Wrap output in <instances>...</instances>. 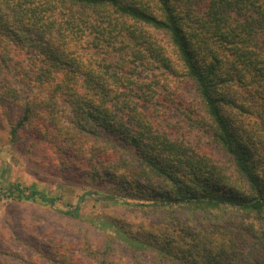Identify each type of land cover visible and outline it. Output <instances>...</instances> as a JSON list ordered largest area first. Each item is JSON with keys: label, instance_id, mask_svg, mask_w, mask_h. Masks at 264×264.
<instances>
[{"label": "trees", "instance_id": "16d2710c", "mask_svg": "<svg viewBox=\"0 0 264 264\" xmlns=\"http://www.w3.org/2000/svg\"><path fill=\"white\" fill-rule=\"evenodd\" d=\"M186 88L230 173L199 148ZM0 102L20 114L13 133L33 125L96 184L87 195L241 219L180 243L89 222L102 242L60 239L49 264H264V0H0ZM7 196L55 203L35 185Z\"/></svg>", "mask_w": 264, "mask_h": 264}, {"label": "rangeland", "instance_id": "374dc122", "mask_svg": "<svg viewBox=\"0 0 264 264\" xmlns=\"http://www.w3.org/2000/svg\"><path fill=\"white\" fill-rule=\"evenodd\" d=\"M191 92L186 88L185 93L189 95H184V98L193 96ZM193 97L194 103L188 101L187 105L191 106V113L195 114L193 118L197 119L199 126L208 130L199 140V148L230 173L229 165L224 162L225 155L211 139L210 121L203 116L199 101ZM10 107L8 103L0 102V264H49V255H44L47 247L53 250L60 239L83 244L102 242L100 229L89 222H94V226H104L113 235L116 233L114 224L121 222L129 232L160 236L171 234L180 243L185 232L182 230L190 227L199 229L212 222L238 223L241 220L238 214L230 212L220 215L188 208L181 212L128 209L113 205L93 193L87 195V192L95 190L96 184L80 183L70 164L64 159V164L54 161L48 135L38 141L33 125L19 127L13 133L20 114ZM15 184L21 188L35 185L38 191L55 199L54 205L36 199L17 201L8 197V189ZM75 208L78 209V219L62 214ZM105 222L110 225L105 226ZM41 243L45 246L42 255L39 254Z\"/></svg>", "mask_w": 264, "mask_h": 264}]
</instances>
